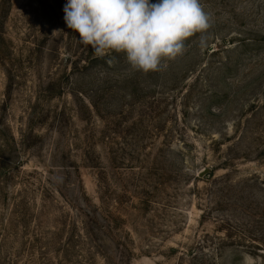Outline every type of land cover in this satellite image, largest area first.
<instances>
[{"label":"rangeland","instance_id":"rangeland-1","mask_svg":"<svg viewBox=\"0 0 264 264\" xmlns=\"http://www.w3.org/2000/svg\"><path fill=\"white\" fill-rule=\"evenodd\" d=\"M66 2L0 0V264H264V0L147 74Z\"/></svg>","mask_w":264,"mask_h":264},{"label":"clouds","instance_id":"clouds-1","mask_svg":"<svg viewBox=\"0 0 264 264\" xmlns=\"http://www.w3.org/2000/svg\"><path fill=\"white\" fill-rule=\"evenodd\" d=\"M63 10L66 26L95 56L123 53L132 70L145 74L182 56L197 33L205 47L211 27L200 0H67Z\"/></svg>","mask_w":264,"mask_h":264},{"label":"trees","instance_id":"trees-1","mask_svg":"<svg viewBox=\"0 0 264 264\" xmlns=\"http://www.w3.org/2000/svg\"><path fill=\"white\" fill-rule=\"evenodd\" d=\"M195 38V37H190L187 42L189 41H192V39ZM109 61H111L109 63ZM118 61V60H117ZM116 63L115 60L113 59H107L106 57L104 58H93V60L91 59L90 60V64L91 66H104L105 68H110V65H114ZM93 107L95 108V106L93 105ZM23 166L20 167V170ZM72 168H76L77 166H70ZM50 171H52V167L49 168ZM38 178V177H37ZM24 181H22L23 184L27 185L28 187L25 188V190L23 191V193L26 195V196H29L28 195V192L29 191H32L33 187H34V184L31 182V175L30 174H27L25 177H23ZM39 182L41 183V180H39ZM50 183V182H49ZM42 190L44 191L45 190V187L44 185L42 184ZM49 192V191H48ZM84 196L86 197V195L84 194ZM84 206L85 207H88L89 204L87 202V200H85V203H84Z\"/></svg>","mask_w":264,"mask_h":264}]
</instances>
